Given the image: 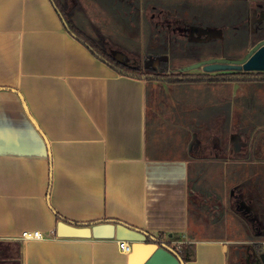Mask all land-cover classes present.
<instances>
[{"label": "crops", "instance_id": "0c3cea01", "mask_svg": "<svg viewBox=\"0 0 264 264\" xmlns=\"http://www.w3.org/2000/svg\"><path fill=\"white\" fill-rule=\"evenodd\" d=\"M149 86L97 58L53 0H0V264H144L159 239L194 243L185 264H229L219 209L205 223L221 234L189 235L190 178L200 205L220 208L228 179L231 205L236 190L264 205V82L201 84L197 172L153 153Z\"/></svg>", "mask_w": 264, "mask_h": 264}, {"label": "rangeland", "instance_id": "374dc122", "mask_svg": "<svg viewBox=\"0 0 264 264\" xmlns=\"http://www.w3.org/2000/svg\"><path fill=\"white\" fill-rule=\"evenodd\" d=\"M63 2L64 0H60ZM173 0H67V5L73 11V19L77 26L94 36L95 29L108 36L109 44L116 51L118 58L128 57L140 62L148 60V65L158 66L157 70L166 73L177 74L181 69L196 63L192 61V55L185 53L191 44L185 38L177 35L173 42L164 45L165 34L159 32L155 26L157 20L152 18V5L156 3L169 5ZM181 2L183 0H174ZM193 3L194 0H191ZM232 0H205L210 7L227 5ZM257 15L254 13L253 21ZM217 37L221 41V34ZM213 36V35H212ZM224 40V38H223ZM217 41L215 38L209 43ZM250 48L242 46L237 49L230 48L231 54H244ZM168 50L162 62L160 55ZM121 55V56H120ZM160 56V57H158ZM208 56V51L204 54ZM161 63V65H159ZM219 71L207 73L203 68L184 72L188 77H197L204 74L229 73ZM204 85V84H203ZM201 84L186 82L181 84L163 83L162 92L156 89V83H150L148 91V141L155 152L161 156L188 157L192 164L198 165L200 156V126L201 109L200 101L203 92ZM205 91H210L206 87ZM210 112V111H209ZM264 123V121H263ZM263 136L264 131L259 132ZM225 151H229V145H225ZM234 182L226 181V192L220 208L216 205H200L201 179L191 175V222L189 235L191 237H209L212 234H221L220 231H211L213 225H206L205 220L216 217V209L220 211V223L223 225L224 235L230 238L229 264H264V237H258L252 233L248 224L238 215L233 205L229 191ZM263 214V213H262ZM178 245V244H177Z\"/></svg>", "mask_w": 264, "mask_h": 264}, {"label": "trees", "instance_id": "16d2710c", "mask_svg": "<svg viewBox=\"0 0 264 264\" xmlns=\"http://www.w3.org/2000/svg\"><path fill=\"white\" fill-rule=\"evenodd\" d=\"M79 0H77V3ZM53 3L58 10L67 30L73 34L81 43H83L97 58L107 63L117 73L126 75L136 79H145L149 83H156V89L160 93L163 91L162 84H181L186 82H194L196 84L204 85H226L236 82H264V73L256 72H243L236 71L220 74H204L197 77H188L184 72L177 74L166 73L168 70L160 72L157 69L146 67L144 62H136L135 64H128L126 61H119L116 59V51L109 44V39L102 31L95 29L94 36L89 35L83 29H81L75 23L73 19V11L67 5V0L61 2L60 0H53ZM216 7V6H215ZM211 7H209L210 10ZM234 13H237V18H234ZM220 12L218 27L225 36H227L226 45H233L234 47H246L248 44L255 46L258 42L264 40V21L256 23L252 30L249 28V18L247 12V1L244 0H232L227 5H221L218 7ZM200 47L195 46L186 48L185 53L192 55V61L198 62L201 60ZM208 56L219 54L218 51L210 49ZM241 56H238L239 58ZM166 71V72H165ZM191 169L195 172L198 171V167L191 163ZM163 236V235H162ZM156 243L161 246L165 244L161 239ZM171 247L170 243H166ZM179 257L184 263L193 261L195 259V244L192 242L184 243L181 245V249L178 250L177 246L173 247Z\"/></svg>", "mask_w": 264, "mask_h": 264}, {"label": "flooded vegetation", "instance_id": "af4514ba", "mask_svg": "<svg viewBox=\"0 0 264 264\" xmlns=\"http://www.w3.org/2000/svg\"><path fill=\"white\" fill-rule=\"evenodd\" d=\"M247 1V12L249 18V28L253 29L256 23H261L264 21V0H244ZM193 3L191 0H183L181 2H175L174 0L169 3V5L156 3L152 5V18L159 19L157 20L155 26L158 28L159 32L164 31L165 39L164 45L166 43L173 42V38L177 35L185 38L191 44V47L198 46L200 52L201 60H207L211 58H229V59H241L243 58L254 46L250 45V48L245 51L244 54H231L228 52L230 48L237 49L238 46L234 47L233 45H226L227 36L221 32L222 29L218 27L220 12H218V7H212L210 10V5L205 3V0H194ZM256 13L257 18L256 22L253 21V15ZM234 18H237V13H234ZM221 34V41H218V33ZM213 35V36H212ZM215 38L217 41L209 43V40ZM224 38V40H223ZM168 45V44H167ZM166 45V46H167ZM167 46V49L169 48ZM210 49L216 50L219 52L217 55H210L205 57V52L211 51ZM166 53H169L168 50L163 52L160 56L161 59L159 62H162ZM238 56H241L237 58ZM118 58L119 61H126V63L135 64L136 59H130L128 57ZM200 60V61H201ZM146 67L157 69L156 66H149L148 60L144 62ZM161 65V63H159ZM233 203L235 211L240 215L244 221L250 227L252 233L258 236L264 235V205H259L256 201L254 203L250 202L247 204L245 202V197L243 193L238 190L233 191ZM263 213V214H262Z\"/></svg>", "mask_w": 264, "mask_h": 264}, {"label": "water", "instance_id": "95a60500", "mask_svg": "<svg viewBox=\"0 0 264 264\" xmlns=\"http://www.w3.org/2000/svg\"><path fill=\"white\" fill-rule=\"evenodd\" d=\"M121 56V55H120ZM203 68L207 73L243 71L264 73V40L258 42L243 58H211L193 63L181 72ZM144 264H185L177 251L166 244L159 246Z\"/></svg>", "mask_w": 264, "mask_h": 264}, {"label": "built area", "instance_id": "2783aa9c", "mask_svg": "<svg viewBox=\"0 0 264 264\" xmlns=\"http://www.w3.org/2000/svg\"><path fill=\"white\" fill-rule=\"evenodd\" d=\"M25 239H45V236L41 231H33L32 233H24L23 234ZM119 247L121 251L128 254L132 252V246L129 242L121 241L119 242Z\"/></svg>", "mask_w": 264, "mask_h": 264}]
</instances>
